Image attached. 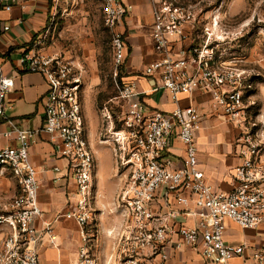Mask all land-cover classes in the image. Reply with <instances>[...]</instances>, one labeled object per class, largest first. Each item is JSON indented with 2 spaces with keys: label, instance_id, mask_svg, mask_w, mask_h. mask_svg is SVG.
<instances>
[{
  "label": "built area",
  "instance_id": "2783aa9c",
  "mask_svg": "<svg viewBox=\"0 0 264 264\" xmlns=\"http://www.w3.org/2000/svg\"><path fill=\"white\" fill-rule=\"evenodd\" d=\"M8 0H0V10L10 11ZM126 0H99L103 24L111 34L112 81L118 95L109 103L120 104L117 127L107 107L102 118L109 128L105 141L110 144L117 179V193L111 204L118 215L120 256L123 264H167L166 249L194 251L204 263L264 264V252L251 249L246 242L232 245L225 241L226 222L240 231H256L264 225V157L259 144L244 133L242 94L236 84L239 76L215 65L208 47L203 50L179 45L182 31L175 22L179 16L165 3L151 10L152 61L143 77L153 81L151 91H162L174 108L169 113L151 111L137 99L140 95L128 79V49L120 31L131 7ZM7 29V28H6ZM182 38H184L182 36ZM37 42L22 55L25 72L41 75L46 92L40 99L43 124L40 130L11 128L3 138H14L16 146L0 148V176L9 172L17 184V193L3 207L0 230L4 238L0 264H38V247L44 242L55 247L49 223L34 227L43 215L38 205V172L30 163L29 149L40 134L48 136L55 157L65 161L64 177L73 184L67 218L78 228L80 248L78 264L88 263L87 227L92 223L99 196L92 193L94 157L88 143L84 118L77 98V87L70 81L67 68L53 59L35 53ZM13 78L0 70V119ZM208 95L217 110L241 135L235 141L237 163L229 174L227 191L214 190L198 169L195 133L200 128V113L192 107H179V97ZM123 110V111H122ZM171 139L183 147L179 166L164 159ZM60 173L59 168H53ZM170 195L167 212L153 213L159 191ZM193 221L192 226L178 219ZM113 231L107 233L111 236Z\"/></svg>",
  "mask_w": 264,
  "mask_h": 264
},
{
  "label": "crops",
  "instance_id": "0c3cea01",
  "mask_svg": "<svg viewBox=\"0 0 264 264\" xmlns=\"http://www.w3.org/2000/svg\"><path fill=\"white\" fill-rule=\"evenodd\" d=\"M144 1H125L131 7L120 27L124 40L129 46L126 61L127 76L134 82L135 90L140 95L137 99L144 103L147 109L169 113L174 106L170 103L168 95L160 90L151 91L154 87L153 81L142 75L145 66L153 59L151 31H148L145 42L146 31L140 29V26H145L148 22L151 26L149 15L151 10L147 15L144 14L142 6ZM54 3L55 0H8L10 11L0 10V70L2 74L13 78V88L6 95L4 115L0 119V148L16 146L14 138H3V133L11 128L38 131L42 127L44 116L40 99L46 92L45 80L39 74L25 72L22 55L34 43L38 32L49 27ZM187 106L196 108L200 113V128L195 133L198 169L214 190L227 191L231 185L228 174L237 163L235 146L225 143L223 137L208 134L206 115L212 112V109L207 95L197 93L191 97L180 96L179 107ZM28 153L30 163L38 172V205L43 215L41 220L34 222V227L40 228L42 222L49 223L56 243L55 247H51L45 243L44 239L38 247V264H78L80 248L78 228L73 220L65 216L69 211V196L74 190L70 179L64 177L65 163L55 157L48 136L45 134L38 136L36 144L30 147ZM107 153V164H103L100 152L94 150L93 178L94 191L98 196L101 197L103 187L110 189L107 197L110 204L117 193V179L114 158L109 151ZM182 157V145L171 139L164 159L178 167ZM53 168H59L61 172L55 173ZM5 177L0 176V178ZM11 179L13 180L12 177ZM171 198L162 190L159 191L153 204V213L158 215L167 212ZM101 211L106 214L112 213L109 209L99 208L100 213ZM177 223L185 226L193 225L192 220L182 218L178 219ZM96 226L98 238L95 248H97L96 251L99 249L97 255L105 258L107 263H114L119 248L115 237V234L119 232V224L115 223L112 226L99 221ZM112 230H114L115 243L111 244V240L106 235ZM235 230L237 229L233 224L226 222L224 238L227 243L238 245L246 242L251 249H260L264 252V225L256 231H242L241 233H245L246 236L241 240L236 236L238 230ZM112 236L113 234L110 236L111 239ZM98 243H102V247H99ZM109 244L112 245L111 248ZM166 253L167 264H210L204 263L194 251L187 248L176 252L166 249ZM229 264H240V259L235 258Z\"/></svg>",
  "mask_w": 264,
  "mask_h": 264
},
{
  "label": "rangeland",
  "instance_id": "374dc122",
  "mask_svg": "<svg viewBox=\"0 0 264 264\" xmlns=\"http://www.w3.org/2000/svg\"><path fill=\"white\" fill-rule=\"evenodd\" d=\"M163 3L179 16L175 22L177 31H182L179 45L199 50L208 47L215 65L221 66L226 73L239 76L236 87L242 94L240 113L245 120L244 133L255 139L260 146L259 155L264 157V0H145L142 5L144 14ZM140 29L146 31V42L148 31H151L149 22ZM110 41L111 34L103 24L99 0H55L49 27L38 32L34 40L37 42V56L53 59L67 68L70 81L77 87V98L93 157L94 150L99 151L103 164H107V152L111 153L110 144L105 142L110 138H104L109 125L102 118L103 108L107 107L113 119V128H118L117 117L122 106V103H109L118 95L111 76ZM126 47L129 50L127 44ZM210 101L212 114L206 115L208 134L223 137L225 143L235 146L240 130L218 112L211 98ZM3 176L6 179L0 178V217L4 215L3 207L17 193L12 175L4 172ZM94 186L92 177V193H95ZM109 191L107 187L102 188L97 207L93 206L94 218L87 227L89 264H123L125 260L119 254L118 237L116 244L119 248L114 263H107L105 258L97 255L99 249L96 251L95 248L98 238L96 224L100 221L113 226L119 222L118 215L112 212V203L108 204ZM99 208L109 209L112 213H100ZM113 232L112 239L106 235L111 244L115 243ZM241 232L238 230L236 235L240 240L246 236ZM3 238L0 230V248ZM98 245L102 247V243Z\"/></svg>",
  "mask_w": 264,
  "mask_h": 264
}]
</instances>
